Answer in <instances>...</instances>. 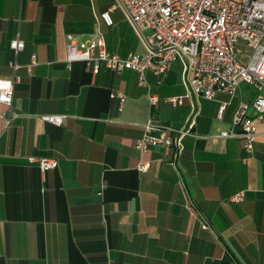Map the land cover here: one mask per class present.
<instances>
[{
  "label": "crops",
  "instance_id": "1",
  "mask_svg": "<svg viewBox=\"0 0 264 264\" xmlns=\"http://www.w3.org/2000/svg\"><path fill=\"white\" fill-rule=\"evenodd\" d=\"M115 4L0 0V78L13 74V60L21 77L17 115L10 119L0 102V264H264V120L255 122L251 152L243 137L219 136L241 133L233 116L252 86L208 99L190 90L181 61L160 76L147 70L145 84L129 67L95 73L68 61L69 34L102 36L121 56L146 52ZM18 37L25 46L16 54L10 42ZM117 90L126 94L122 108L110 96ZM154 93L157 104L148 99ZM42 114L66 118L58 125ZM190 116L177 158L164 146L137 149L149 121L181 127ZM31 156L57 165L43 171ZM238 191L244 200L230 201Z\"/></svg>",
  "mask_w": 264,
  "mask_h": 264
},
{
  "label": "built area",
  "instance_id": "2",
  "mask_svg": "<svg viewBox=\"0 0 264 264\" xmlns=\"http://www.w3.org/2000/svg\"><path fill=\"white\" fill-rule=\"evenodd\" d=\"M124 9L141 40L146 45L144 54L131 52L121 56L107 48L102 36H94L83 41L74 34L68 35L67 60H82L97 73L104 66L114 70L132 68L139 73L141 84L146 83V72L151 69L162 75L168 66L181 61L185 78L191 91L212 99L219 92L236 94L239 85L246 82L252 86V101L241 102L233 116V125H241V133L223 130L219 136H241L244 147L251 152L257 136L256 120H264V0H117L112 8ZM107 25L114 20L110 10L102 13ZM243 44L253 49L247 60ZM16 54L25 46L21 38L10 42ZM35 56L28 65L31 70ZM13 74L0 78V102L11 111V118L17 113L12 109L15 86L21 81L18 73L19 63H10ZM122 108L126 94L121 90L113 91ZM151 104H157V94H148ZM173 105L183 103V96H170ZM224 105L220 108L222 116ZM255 115L252 116L250 111ZM41 117L54 124H62L66 118L60 114H42ZM7 119V122L10 121ZM192 116L181 127L149 121L142 136L136 140L140 151L151 147L164 146L166 152L174 150L177 158L182 149V139L191 134ZM38 162L43 171L57 165L53 157H29ZM149 163L142 162L139 169L146 170ZM99 195L103 190H99ZM244 191H238L229 198L232 202H241Z\"/></svg>",
  "mask_w": 264,
  "mask_h": 264
},
{
  "label": "rangeland",
  "instance_id": "3",
  "mask_svg": "<svg viewBox=\"0 0 264 264\" xmlns=\"http://www.w3.org/2000/svg\"><path fill=\"white\" fill-rule=\"evenodd\" d=\"M243 46H244V50H245V55L242 57V60L245 61L248 59V57L252 53L253 49L251 47L247 46L246 44H243ZM251 101H252V99L249 100V102H251Z\"/></svg>",
  "mask_w": 264,
  "mask_h": 264
}]
</instances>
